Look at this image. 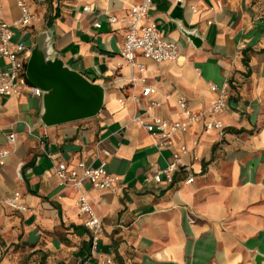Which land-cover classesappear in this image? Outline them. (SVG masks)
I'll return each instance as SVG.
<instances>
[{"label": "crops", "instance_id": "0c3cea01", "mask_svg": "<svg viewBox=\"0 0 264 264\" xmlns=\"http://www.w3.org/2000/svg\"><path fill=\"white\" fill-rule=\"evenodd\" d=\"M24 1L37 19L15 29L13 41L25 42L27 58L37 33L50 27L54 53L106 90L96 116L50 127L39 122L41 98L29 85L0 98V149H10L0 199L18 194L27 207L0 203V264H82L90 234L77 191L61 185L54 168L96 163L103 150L117 184L82 186L103 225L89 264H257L256 254L264 264V0H153L150 15L179 58L157 63L135 53L144 65L139 73L120 56L127 27L121 0ZM19 16L15 0H3L0 21ZM133 76L145 77L154 92L144 95ZM224 81L222 131L204 133L196 123L159 148L155 136L130 123L136 112L177 122L178 99L206 109L216 98L210 85ZM150 102L157 104L147 111ZM180 145L188 152L173 182L155 183L151 175Z\"/></svg>", "mask_w": 264, "mask_h": 264}, {"label": "built area", "instance_id": "2783aa9c", "mask_svg": "<svg viewBox=\"0 0 264 264\" xmlns=\"http://www.w3.org/2000/svg\"><path fill=\"white\" fill-rule=\"evenodd\" d=\"M127 6V13L122 18L126 21V32L121 47L120 56L137 72L144 71V65L137 62L135 53H140L143 57L153 60L157 63L170 62L179 58V51L176 43L165 38L159 30L156 22L150 15L153 0H121ZM181 1V0H179ZM3 0H0V7ZM20 9V16L12 21H0V98L12 95H19L22 90L30 86L33 95L39 96L40 90L31 86L25 77V62L28 55V46L22 40L13 41L15 29L33 25L37 16L34 10L25 3L24 0H15ZM218 6H220L218 4ZM115 16H110L109 21H115ZM98 26V24H97ZM6 59L7 63L2 60ZM134 85L137 82L143 84L142 93L148 95L154 92L153 87L147 84L146 78L142 76H133L131 79ZM211 89L216 92L215 100L206 109L194 111L188 107L183 99H178L177 103L182 112V118L177 122H172L158 115H141L134 113L130 118V123L141 127L147 133L157 138L155 144L159 148L170 147L174 143V138L181 133L186 132L196 123L202 124V132H208L212 129L222 131L224 125L219 115L227 107L228 83H212ZM157 103L150 102L146 110L149 111ZM10 145L16 142V136L13 131L6 135ZM196 144V141H193ZM188 149L180 145L172 152L171 158L164 167H158L151 175V179L157 183L170 184L174 180V175L183 165V156L187 154ZM104 157L99 158L96 163H87L83 159H78L73 165L68 166L64 162L55 164L54 172L61 185L69 186L78 193L76 205L80 214L84 216V227L90 234L89 255L82 264H89L90 255L97 248L98 241L102 235L103 225L101 218L96 214L89 199L82 192V186L85 182L98 190H115L117 177L109 172L107 168V159L109 152L102 151ZM10 155L9 148L0 149V170L5 164L6 158ZM191 177L187 181L190 182ZM0 203L9 209L26 211L27 207L21 203L20 196L14 194L0 199ZM111 264L110 259L104 263Z\"/></svg>", "mask_w": 264, "mask_h": 264}, {"label": "water", "instance_id": "95a60500", "mask_svg": "<svg viewBox=\"0 0 264 264\" xmlns=\"http://www.w3.org/2000/svg\"><path fill=\"white\" fill-rule=\"evenodd\" d=\"M190 38L200 46V39L192 35ZM52 43V28L39 31L25 62L28 83L40 90L39 122L50 127L96 116L104 105L105 86L64 63L54 53ZM254 260L260 264L262 256L256 254Z\"/></svg>", "mask_w": 264, "mask_h": 264}, {"label": "trees", "instance_id": "16d2710c", "mask_svg": "<svg viewBox=\"0 0 264 264\" xmlns=\"http://www.w3.org/2000/svg\"><path fill=\"white\" fill-rule=\"evenodd\" d=\"M28 82V81H27Z\"/></svg>", "mask_w": 264, "mask_h": 264}]
</instances>
